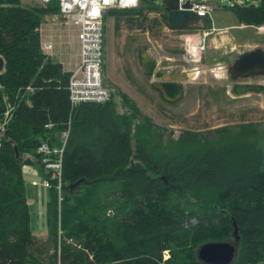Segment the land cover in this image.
<instances>
[{"label":"trees","instance_id":"1","mask_svg":"<svg viewBox=\"0 0 264 264\" xmlns=\"http://www.w3.org/2000/svg\"><path fill=\"white\" fill-rule=\"evenodd\" d=\"M141 1L139 9L107 16L118 27V15L145 19L143 10L159 9L166 22L162 5ZM224 7L239 24L264 25V0ZM58 12V0L31 6L0 0V122L11 108L0 139V264H209L198 259V247L234 239L233 223L239 240L230 264H264V133L258 125L220 126L206 135L184 130L164 139L148 117L133 123L135 107L116 112L114 91L104 103L71 105L69 71L42 51L38 31L45 15ZM211 22L203 17L201 26L187 30ZM67 127L58 206L56 179L37 148L60 146ZM23 165L50 182L48 246L30 229Z\"/></svg>","mask_w":264,"mask_h":264},{"label":"rangeland","instance_id":"2","mask_svg":"<svg viewBox=\"0 0 264 264\" xmlns=\"http://www.w3.org/2000/svg\"><path fill=\"white\" fill-rule=\"evenodd\" d=\"M210 1L219 7L212 13L215 27L207 35H204L207 29L203 28L172 30L159 9L143 10L147 14L145 19L135 14L118 15V27L113 16L105 18L103 74L106 84L116 92L115 110L123 113L135 107L138 111L133 123H141L148 117L163 129L164 139L168 136L177 138L184 130L206 135L216 127L241 123H258L256 125L264 133V90L234 98L226 93L227 90L231 93L233 84V79L228 77V65L241 50L255 46L264 48V25L247 27L239 24L231 10L224 7L235 1L245 3V0ZM21 2L26 6L39 5L37 0ZM151 2L155 7L161 6V0ZM62 21L58 13L45 15L40 24L41 39L45 41L53 34L54 49L60 54L58 59L64 70H68V63L77 59L76 27ZM223 37H227V42ZM187 43L196 48L190 50ZM230 47L236 48L231 51ZM142 54L155 59L156 69L164 70L167 76L180 78L183 86L180 99L170 102L162 97L152 84L157 81L156 77L144 75ZM253 80L264 85L263 77ZM123 96L127 97L128 103ZM22 172L30 207V229L43 246H48L45 223L48 190L40 183L31 184L32 180L39 182L42 178L35 166H25Z\"/></svg>","mask_w":264,"mask_h":264},{"label":"built area","instance_id":"3","mask_svg":"<svg viewBox=\"0 0 264 264\" xmlns=\"http://www.w3.org/2000/svg\"><path fill=\"white\" fill-rule=\"evenodd\" d=\"M36 1V0H29ZM38 4L45 5L50 0H37ZM184 0H180V3ZM141 0H58L59 16L63 19L62 22L67 25H74L75 43L78 47V52L75 53L77 59L72 63H68V98L71 105L76 106L81 102L94 101L104 103L111 97L113 88L104 83L103 69L105 65L104 51V26L105 17L111 10H133L141 7ZM236 3H241L240 1ZM233 2V3H235ZM214 3L210 0H190L189 9L194 11L200 17L210 16ZM214 28L207 29L204 35H207ZM41 33L42 25L38 28ZM183 38V36H182ZM56 42L53 40V34L48 36V39L41 40L42 51L50 58L57 59L58 55L54 49ZM187 46L194 49L189 43ZM204 47L202 46L201 49ZM189 48L187 51L190 52ZM60 61V60H59ZM60 63L63 66L62 61ZM64 69V68H63ZM10 107L5 111V118L0 122V139L6 128ZM53 124L48 122L45 127L51 128ZM69 134V128L61 132V145L50 146L42 142L37 152L42 155V163L45 166V171L50 172L51 177L56 179V189L58 192V206L61 199V161L64 146ZM33 185L40 183L44 187H49L50 182L46 178L31 182ZM168 257V251L163 252V258Z\"/></svg>","mask_w":264,"mask_h":264},{"label":"water","instance_id":"4","mask_svg":"<svg viewBox=\"0 0 264 264\" xmlns=\"http://www.w3.org/2000/svg\"><path fill=\"white\" fill-rule=\"evenodd\" d=\"M154 1V0H150ZM161 5L166 11V21L172 29H184L193 27L200 21V16L190 10V0H161ZM157 62L146 54L141 55V67L144 75L154 76L157 81L153 82L162 97L167 101H176L183 95V86L180 78L174 75L167 76L164 70L156 69ZM4 70V59L0 55V73ZM229 76L232 79L244 78L253 75L264 76V50L256 47L252 50L241 53L228 67ZM264 85L261 83L236 82L232 85L230 92L234 96H240L249 92H261ZM7 132H5V135ZM15 156L19 158V152L14 146ZM79 182V181H78ZM70 184V187L76 185ZM234 225V239L223 241H209L201 244L197 249L199 260L209 264H230L234 261L237 253L238 236L237 227Z\"/></svg>","mask_w":264,"mask_h":264},{"label":"flooded vegetation","instance_id":"5","mask_svg":"<svg viewBox=\"0 0 264 264\" xmlns=\"http://www.w3.org/2000/svg\"><path fill=\"white\" fill-rule=\"evenodd\" d=\"M250 40H248V42H249ZM247 42V41H246ZM256 47H260V46H255L254 48H256ZM254 48H250V49H248V50H241L240 52H237V54L235 55V57H234V59L232 60V62L236 59V58H238V56L241 54V53H243V52H246V51H249V50H252V49H254ZM263 50H264V48L263 47H261ZM231 62V63H232ZM228 67H229V65H228ZM227 73H228V68H227ZM228 77L230 78V79H232L230 76H229V73H228ZM258 77H263L264 78V76H262V75H253V76H248V77H244V78H237V79H233L232 81H233V84L234 83H236V82H249V83H259L257 80H253L254 78L256 79V78H258ZM232 84V85H233ZM262 84V83H261Z\"/></svg>","mask_w":264,"mask_h":264},{"label":"crops","instance_id":"6","mask_svg":"<svg viewBox=\"0 0 264 264\" xmlns=\"http://www.w3.org/2000/svg\"><path fill=\"white\" fill-rule=\"evenodd\" d=\"M217 8H218V6H217ZM213 27H215V24L213 23ZM223 27V26H222ZM221 28V27H220ZM219 29V28H218ZM221 29H225V28H221ZM224 38V42H227V37H223ZM248 42V41H247ZM233 43H234V41H233ZM235 44V43H234ZM251 44V43H250ZM214 46H216V44H214ZM234 48H236V47H234ZM233 47H230V50L232 51L233 49H234ZM252 48H254V47H252ZM231 89V88H230ZM226 93L229 95V97H231V98H234V97H245V96H248L247 94H244V95H240V96H234L232 93H229L228 92V90L226 91ZM256 124H258V123H256Z\"/></svg>","mask_w":264,"mask_h":264},{"label":"bare ground","instance_id":"7","mask_svg":"<svg viewBox=\"0 0 264 264\" xmlns=\"http://www.w3.org/2000/svg\"><path fill=\"white\" fill-rule=\"evenodd\" d=\"M196 47H194V49H195ZM191 50H193V48H191Z\"/></svg>","mask_w":264,"mask_h":264}]
</instances>
